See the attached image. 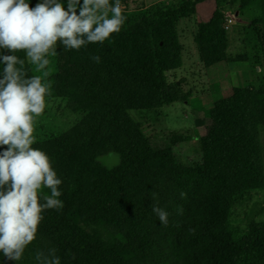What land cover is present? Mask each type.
<instances>
[{
    "label": "trees",
    "instance_id": "obj_1",
    "mask_svg": "<svg viewBox=\"0 0 264 264\" xmlns=\"http://www.w3.org/2000/svg\"><path fill=\"white\" fill-rule=\"evenodd\" d=\"M198 1L151 14L122 11L126 21L120 32L103 44L68 50L57 43L56 68L42 76L50 85L45 99L66 101L79 118L32 146L49 156L62 180L63 207L42 213L36 239L21 260L0 253V264H37L36 252L50 247L58 250L61 264H264V221H251L238 238L227 228L236 197L264 193V78L259 86L250 77L240 81L203 111L201 162L178 163L169 146L153 147L128 114L186 101L165 73L181 66L175 20L193 15ZM251 2L232 0L231 5L236 3L240 16ZM258 5L259 16L247 25L264 68V0ZM226 13L216 6L206 22L197 24L193 42L205 68L245 61L227 53ZM0 54L18 56L27 76L36 75L23 51L0 49ZM95 55L99 64L91 60ZM4 67L0 62V76ZM111 153L119 157L115 167L97 162ZM49 193L40 190L41 203ZM156 204L169 213L167 225L153 213ZM76 213L86 214L117 243L105 245L92 237L70 219Z\"/></svg>",
    "mask_w": 264,
    "mask_h": 264
},
{
    "label": "clouds",
    "instance_id": "obj_2",
    "mask_svg": "<svg viewBox=\"0 0 264 264\" xmlns=\"http://www.w3.org/2000/svg\"><path fill=\"white\" fill-rule=\"evenodd\" d=\"M125 21L120 0H83L82 5L80 0H68L67 10L60 0H41L35 7L28 0H0V49L23 51L36 71L47 77V57L56 55L57 43L68 50L103 44L120 32ZM91 60L101 62L98 55ZM0 62L5 65L0 76V147H4L0 152V253L19 261L36 239L42 213L63 207L62 180L49 156L32 146L35 118L45 110L50 85L41 75L27 76L25 61L14 54H0ZM42 188L50 190L42 196L43 203ZM152 211L162 225L168 224L165 209L156 204ZM57 251L55 247L38 250L37 264H61Z\"/></svg>",
    "mask_w": 264,
    "mask_h": 264
},
{
    "label": "rangeland",
    "instance_id": "obj_3",
    "mask_svg": "<svg viewBox=\"0 0 264 264\" xmlns=\"http://www.w3.org/2000/svg\"><path fill=\"white\" fill-rule=\"evenodd\" d=\"M185 1L195 0H124L121 2L122 11L136 12L145 10L154 13L156 10H172ZM232 0H199L193 15L178 17L175 20L176 34L181 50V66L175 71L165 73L166 82L177 84L180 91L187 95L186 101H176L159 109L142 112L129 111L130 118L139 123L144 135L153 147L169 146L178 163L201 162L202 152L199 137L204 134L206 119L203 111L215 100L225 97L240 81L251 78L255 86H259L264 78V68L259 65L256 40L247 22L259 16L258 0H251V5L237 16L244 23L235 21L225 30L229 39L227 53L233 57H243L245 61L220 62L216 70L209 71L198 59L193 42L197 24L205 22L211 16L216 6L224 12L234 14L236 3ZM29 2V0H28ZM67 10L68 0H60ZM83 0H80V4ZM79 10V6L78 9ZM246 22V23H245ZM50 61L46 69L48 74L56 68L55 55L47 57ZM29 62V61H28ZM31 70L36 75V66L29 62ZM212 67V66H211ZM46 107L43 114L35 120V142L45 140L73 126L79 118L71 113L66 101L62 99H45ZM97 162L105 168H113L119 162L116 154H107L97 158ZM70 219L84 229L92 237L105 245H113L117 240L100 225L90 221L84 213L70 215ZM251 221H264V193L253 191L248 198L236 197L230 207L227 228L238 238L247 230Z\"/></svg>",
    "mask_w": 264,
    "mask_h": 264
},
{
    "label": "water",
    "instance_id": "obj_4",
    "mask_svg": "<svg viewBox=\"0 0 264 264\" xmlns=\"http://www.w3.org/2000/svg\"><path fill=\"white\" fill-rule=\"evenodd\" d=\"M237 14H238L237 12H235L234 14L226 13L225 16L234 19V21H235L236 23H242L243 20H241V19L237 16Z\"/></svg>",
    "mask_w": 264,
    "mask_h": 264
},
{
    "label": "built area",
    "instance_id": "obj_5",
    "mask_svg": "<svg viewBox=\"0 0 264 264\" xmlns=\"http://www.w3.org/2000/svg\"><path fill=\"white\" fill-rule=\"evenodd\" d=\"M234 22V19L226 17L225 16V21H224V29L228 30L229 26Z\"/></svg>",
    "mask_w": 264,
    "mask_h": 264
},
{
    "label": "crops",
    "instance_id": "obj_6",
    "mask_svg": "<svg viewBox=\"0 0 264 264\" xmlns=\"http://www.w3.org/2000/svg\"><path fill=\"white\" fill-rule=\"evenodd\" d=\"M210 18V15H209V17H208V19ZM208 19H206V21L208 20ZM205 21V22H206ZM199 59V58H198ZM217 66H212V67H209L207 70H209V71H213V70H216L217 68H216Z\"/></svg>",
    "mask_w": 264,
    "mask_h": 264
}]
</instances>
